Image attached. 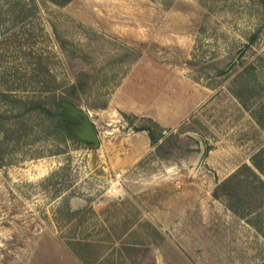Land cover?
I'll return each instance as SVG.
<instances>
[{
	"label": "rangeland",
	"instance_id": "obj_1",
	"mask_svg": "<svg viewBox=\"0 0 264 264\" xmlns=\"http://www.w3.org/2000/svg\"><path fill=\"white\" fill-rule=\"evenodd\" d=\"M263 149L264 0H0V264H264Z\"/></svg>",
	"mask_w": 264,
	"mask_h": 264
},
{
	"label": "trees",
	"instance_id": "obj_2",
	"mask_svg": "<svg viewBox=\"0 0 264 264\" xmlns=\"http://www.w3.org/2000/svg\"><path fill=\"white\" fill-rule=\"evenodd\" d=\"M52 1L57 3V4H64V3L69 2L70 0H52ZM57 95H58V93H53L52 94V96H54V97L57 96ZM60 98L61 99L58 101V106H59L58 108H60V113L59 114L55 113L52 110L51 111L49 109H47V110L51 113L53 118H58L57 121H58L59 125H58V127L56 129L61 130V128H64V132L66 133V135H68L71 132V129L69 128V123L71 121L76 120V119H74L71 116V114L69 113V110L63 106V102L66 101V102H68L70 104H74V102L71 101L70 99H68L67 97H64V96H61ZM41 107H38V108H41ZM132 116L137 118L136 114H132ZM143 118H145L144 120H146L147 122H150L149 123L150 126L143 125V126L137 127V130H146L148 132L149 138L151 140V144L152 145H157L159 140L164 137V134H163L164 128L157 121H155L151 117H143ZM262 155H264V149L260 150L255 155L253 160H254V165L256 166V168L264 175V166L260 162V157ZM260 180L262 182H264V180L261 177H260Z\"/></svg>",
	"mask_w": 264,
	"mask_h": 264
},
{
	"label": "water",
	"instance_id": "obj_3",
	"mask_svg": "<svg viewBox=\"0 0 264 264\" xmlns=\"http://www.w3.org/2000/svg\"><path fill=\"white\" fill-rule=\"evenodd\" d=\"M63 106L65 108L70 109V112H71L72 116H74V117L83 116L84 121L86 123L85 135H83V137L85 139L94 141L96 143V145H100V142H99L98 135L96 133L95 127H94L92 121L90 120L89 116L86 113H84L80 108H78L75 105L70 104V103H68L66 101L63 102ZM198 140H199V142L202 145V152H203L204 149H205L204 145H203V142H202V140L200 138H198Z\"/></svg>",
	"mask_w": 264,
	"mask_h": 264
},
{
	"label": "crops",
	"instance_id": "obj_4",
	"mask_svg": "<svg viewBox=\"0 0 264 264\" xmlns=\"http://www.w3.org/2000/svg\"><path fill=\"white\" fill-rule=\"evenodd\" d=\"M134 83H135L134 77H131V79L130 78L126 79L123 86L121 87V90H119V96L125 95L126 94L125 92H127V91L134 92L135 89H139V87L135 86ZM137 91L138 92H136V93L141 92L140 90H137ZM130 107L132 108V110L134 109V111H136V112H142L141 111L142 108L135 109V108H138L139 106L134 104V103H130ZM137 110H140V111H137Z\"/></svg>",
	"mask_w": 264,
	"mask_h": 264
},
{
	"label": "built area",
	"instance_id": "obj_5",
	"mask_svg": "<svg viewBox=\"0 0 264 264\" xmlns=\"http://www.w3.org/2000/svg\"><path fill=\"white\" fill-rule=\"evenodd\" d=\"M121 176H122L121 172L116 173V179L117 180L115 182H112V185L108 189V193H110L112 195L118 194Z\"/></svg>",
	"mask_w": 264,
	"mask_h": 264
}]
</instances>
